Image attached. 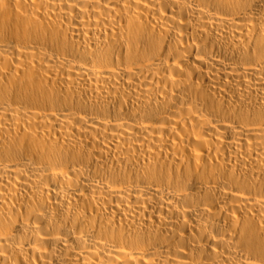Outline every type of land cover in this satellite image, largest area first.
Here are the masks:
<instances>
[{"label": "bare ground", "instance_id": "1", "mask_svg": "<svg viewBox=\"0 0 264 264\" xmlns=\"http://www.w3.org/2000/svg\"><path fill=\"white\" fill-rule=\"evenodd\" d=\"M0 264H264V0H0Z\"/></svg>", "mask_w": 264, "mask_h": 264}]
</instances>
